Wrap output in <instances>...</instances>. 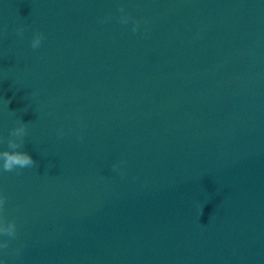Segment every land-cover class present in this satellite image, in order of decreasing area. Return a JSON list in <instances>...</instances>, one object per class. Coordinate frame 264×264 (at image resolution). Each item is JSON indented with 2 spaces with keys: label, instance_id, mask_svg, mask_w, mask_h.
Wrapping results in <instances>:
<instances>
[{
  "label": "water",
  "instance_id": "obj_1",
  "mask_svg": "<svg viewBox=\"0 0 264 264\" xmlns=\"http://www.w3.org/2000/svg\"><path fill=\"white\" fill-rule=\"evenodd\" d=\"M19 119L0 264H264V0H0Z\"/></svg>",
  "mask_w": 264,
  "mask_h": 264
},
{
  "label": "clouds",
  "instance_id": "obj_2",
  "mask_svg": "<svg viewBox=\"0 0 264 264\" xmlns=\"http://www.w3.org/2000/svg\"><path fill=\"white\" fill-rule=\"evenodd\" d=\"M118 11L123 13L120 16V22L123 24H128L133 18L126 13L123 6L119 7ZM111 17L105 18L102 22H107ZM140 28V21H135L132 27L133 32H138ZM25 32V27L21 26L17 29V34L23 36ZM148 30H145V35H147ZM45 36L43 33L37 32L34 34L31 46L33 49H37L41 46ZM28 124L24 123L22 120H17V126L12 128L9 136L7 138H0V144L7 143V149L0 150V172H13L16 170H23L26 168H34L36 166V161L33 157L26 151H23L25 146V137L27 136ZM59 135H63L61 131ZM82 140L83 137L81 136ZM114 169L119 168V164L113 165ZM125 173H122L124 175ZM8 197L0 191V236L9 237L15 239L17 236V225L15 221H8L4 217L6 212V204ZM204 205H201L203 209ZM9 240H4L0 242V249L9 248ZM4 264H7V260L4 261Z\"/></svg>",
  "mask_w": 264,
  "mask_h": 264
}]
</instances>
